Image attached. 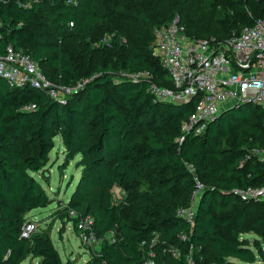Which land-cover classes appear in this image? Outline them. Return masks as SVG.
Segmentation results:
<instances>
[{
    "label": "trees",
    "instance_id": "obj_1",
    "mask_svg": "<svg viewBox=\"0 0 264 264\" xmlns=\"http://www.w3.org/2000/svg\"><path fill=\"white\" fill-rule=\"evenodd\" d=\"M175 17L189 38L222 41L264 19V0H0V55L11 45L55 84L86 80L59 101L0 79V264L27 256L72 264L51 242L53 222L22 236L27 213L53 202L32 174L46 181L56 136L68 161L78 156L80 176L52 219L77 234L76 221L90 216L98 237L114 234L84 264H142L149 248L156 264H264V202L234 194L264 183V162L252 154L264 150V109L232 107L177 142L194 102H153L148 92L151 81L171 87L151 43L154 28ZM140 73L152 80L130 77ZM186 163L206 187L192 227L176 216L193 188ZM114 187L124 192L118 202Z\"/></svg>",
    "mask_w": 264,
    "mask_h": 264
},
{
    "label": "built area",
    "instance_id": "obj_2",
    "mask_svg": "<svg viewBox=\"0 0 264 264\" xmlns=\"http://www.w3.org/2000/svg\"><path fill=\"white\" fill-rule=\"evenodd\" d=\"M153 33L152 55L158 59L172 82L171 87L150 82L148 92L153 102H194L192 113L181 124L177 137L179 144L190 136L202 135L206 125L223 110L247 104L264 109V19L256 20L252 26L244 27L238 34H232L222 41L189 38L179 24L178 17L166 25L154 28ZM130 77L152 80L147 73L131 74ZM0 79L9 88L29 86L59 101L76 93L86 83L84 80L67 86L51 82L29 55L11 45L0 55ZM33 109L34 105L23 108L25 111ZM252 154L258 161L264 162V150L254 149ZM246 160L244 158L243 162ZM185 165L192 174L193 188L189 205L177 209L176 216L192 227L199 198L206 187L195 176L193 166ZM234 194L242 201L264 202V183L235 189ZM68 216L71 219L78 217L73 210L68 211ZM92 225L93 219L90 216L76 221L77 236L84 246L98 249L103 242H113V232L98 237ZM35 228L32 222H27L22 236L28 237ZM180 239L184 240L185 235L181 234ZM154 257V252L149 248L144 253L142 264H156ZM188 264L194 263L188 259Z\"/></svg>",
    "mask_w": 264,
    "mask_h": 264
},
{
    "label": "rangeland",
    "instance_id": "obj_3",
    "mask_svg": "<svg viewBox=\"0 0 264 264\" xmlns=\"http://www.w3.org/2000/svg\"><path fill=\"white\" fill-rule=\"evenodd\" d=\"M109 39L103 40V44H108ZM53 149L49 153V161L43 171L46 181L40 178L39 174L33 173V177L37 179L45 189L47 195L53 199V202L46 208L32 210L27 213L28 221L32 222L35 227L53 222L50 233L51 242L54 248L59 253L62 262H72V264H84L90 257V253L97 248H88L84 246L75 231L72 223L68 222L64 227L59 220L52 219V212L56 209L58 202H66L73 191L76 182L80 176V168L76 167L78 156L73 160L68 161L64 154V148L58 136L53 139ZM41 173V172H40ZM113 200L118 202L123 190L114 187L112 190ZM63 228L62 235L59 236V230ZM242 237L248 238L250 241L255 237L254 234H243ZM20 264H39V259H32L29 256L25 257ZM253 264H262L256 262Z\"/></svg>",
    "mask_w": 264,
    "mask_h": 264
},
{
    "label": "water",
    "instance_id": "obj_4",
    "mask_svg": "<svg viewBox=\"0 0 264 264\" xmlns=\"http://www.w3.org/2000/svg\"><path fill=\"white\" fill-rule=\"evenodd\" d=\"M228 109H230V108H228ZM228 109H226V110H228ZM226 110H223L221 113H223L224 111H226ZM43 173V171H41V174Z\"/></svg>",
    "mask_w": 264,
    "mask_h": 264
},
{
    "label": "crops",
    "instance_id": "obj_5",
    "mask_svg": "<svg viewBox=\"0 0 264 264\" xmlns=\"http://www.w3.org/2000/svg\"><path fill=\"white\" fill-rule=\"evenodd\" d=\"M77 235V234H76Z\"/></svg>",
    "mask_w": 264,
    "mask_h": 264
}]
</instances>
